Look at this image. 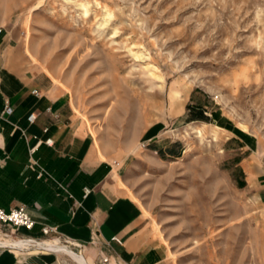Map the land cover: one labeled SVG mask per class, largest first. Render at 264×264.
Masks as SVG:
<instances>
[{
	"label": "rangeland",
	"instance_id": "374dc122",
	"mask_svg": "<svg viewBox=\"0 0 264 264\" xmlns=\"http://www.w3.org/2000/svg\"><path fill=\"white\" fill-rule=\"evenodd\" d=\"M0 18L122 164L171 264H264V205L220 125L264 153V0H0ZM192 91L208 122L183 114ZM152 132L179 155L151 150Z\"/></svg>",
	"mask_w": 264,
	"mask_h": 264
},
{
	"label": "crops",
	"instance_id": "0c3cea01",
	"mask_svg": "<svg viewBox=\"0 0 264 264\" xmlns=\"http://www.w3.org/2000/svg\"><path fill=\"white\" fill-rule=\"evenodd\" d=\"M25 51L21 31L0 18V207L24 205L35 221L30 231H0V241L40 242L29 249L0 246V264H100L103 255L111 264H171L152 237L141 207L124 188L122 164L97 148L87 124L51 78L31 67ZM202 100L192 91L183 114L194 105L212 119ZM6 103L12 108L9 114L2 113ZM31 113L32 122L27 119ZM220 125L225 127L227 148L235 151L238 186L264 205V153L228 121ZM158 136L146 135L151 150L179 153L174 143L158 146ZM48 138L51 145L44 142ZM43 226L52 231L42 234ZM62 239L70 244L62 246Z\"/></svg>",
	"mask_w": 264,
	"mask_h": 264
},
{
	"label": "built area",
	"instance_id": "2783aa9c",
	"mask_svg": "<svg viewBox=\"0 0 264 264\" xmlns=\"http://www.w3.org/2000/svg\"><path fill=\"white\" fill-rule=\"evenodd\" d=\"M33 93L38 94L36 90L33 91ZM12 108L6 103L4 105V109L2 113H11ZM35 118V115L33 113L29 114L27 119L32 122ZM45 144L51 145L52 139L48 138L45 141ZM143 146H145L143 144ZM89 193V189H84V196H86ZM35 225L34 219L29 215V213L26 210V207L24 205H20L16 208H11L9 210H5L4 208L0 207V231H4L6 228L11 227L14 229L23 228L27 231H30L33 229ZM52 231V228L50 226H43L41 227V232L44 235H47L49 232ZM5 233V232H4ZM113 240L120 243V240L117 237H113ZM68 244L69 241L65 240ZM100 264H111L109 257L106 255L101 256L100 258Z\"/></svg>",
	"mask_w": 264,
	"mask_h": 264
},
{
	"label": "bare ground",
	"instance_id": "6f19581e",
	"mask_svg": "<svg viewBox=\"0 0 264 264\" xmlns=\"http://www.w3.org/2000/svg\"><path fill=\"white\" fill-rule=\"evenodd\" d=\"M6 236V234H4ZM7 237V236H6ZM25 243V244H24ZM39 243L38 241H35L33 239H24V238H14V239H6V240H3L2 242L0 241V246H3V247H16V248H20V247H24L25 245H28V247L26 248H21V249H29L33 246H39ZM16 245L20 246V247H17ZM59 242H58V245L59 246ZM62 246L64 247H67L66 245H63L61 244ZM45 248H48V249H52V247L50 246H46L45 245ZM73 254V253H72Z\"/></svg>",
	"mask_w": 264,
	"mask_h": 264
},
{
	"label": "trees",
	"instance_id": "16d2710c",
	"mask_svg": "<svg viewBox=\"0 0 264 264\" xmlns=\"http://www.w3.org/2000/svg\"><path fill=\"white\" fill-rule=\"evenodd\" d=\"M204 110L203 109H201V108H199V106H198V108L197 109H195V106L193 105V106H190V105H188L187 106V112L186 113H188V114H190V113H192L193 114V116L191 117V118H189V120L188 121H192V120H200V121H205V122H208L209 120H210V118L208 117V116H206L204 113ZM189 116L187 115V118H188ZM160 152V151H159ZM172 154V153H171ZM174 157H176V156H178L179 155V153L178 154H172ZM241 186H242V184H241Z\"/></svg>",
	"mask_w": 264,
	"mask_h": 264
}]
</instances>
